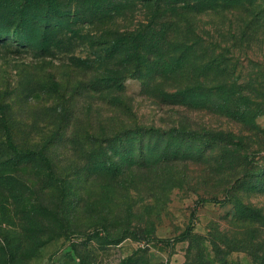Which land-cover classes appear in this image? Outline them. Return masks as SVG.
<instances>
[{
  "label": "rangeland",
  "instance_id": "374dc122",
  "mask_svg": "<svg viewBox=\"0 0 264 264\" xmlns=\"http://www.w3.org/2000/svg\"><path fill=\"white\" fill-rule=\"evenodd\" d=\"M37 1L1 27L0 264H264V0Z\"/></svg>",
  "mask_w": 264,
  "mask_h": 264
},
{
  "label": "trees",
  "instance_id": "16d2710c",
  "mask_svg": "<svg viewBox=\"0 0 264 264\" xmlns=\"http://www.w3.org/2000/svg\"><path fill=\"white\" fill-rule=\"evenodd\" d=\"M37 0H0V36L4 35V33L1 30V27H3L5 24L10 27L15 25V22L17 24H21V27L27 26L25 23L31 22L34 18V15L39 11V8L36 6ZM36 16V15H35ZM27 30V28H24ZM35 32V31H34ZM31 30L28 31L26 34V40L27 42L34 43L35 38ZM18 33V32H15ZM22 33V32H21ZM21 33H18L17 35H22ZM7 38H0L1 42H4L2 40H5ZM5 141L0 140V178L4 176V174H12L14 171L9 170L7 167V163L5 162L4 158L8 156V150L11 151V153L16 154L17 156H20L22 154V150L18 148L17 146L13 145L11 141L7 140ZM12 149V150H11ZM5 172V173H3ZM217 199V198H214ZM193 229L192 225H189L186 232L184 233V236L189 234Z\"/></svg>",
  "mask_w": 264,
  "mask_h": 264
}]
</instances>
